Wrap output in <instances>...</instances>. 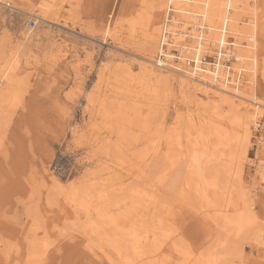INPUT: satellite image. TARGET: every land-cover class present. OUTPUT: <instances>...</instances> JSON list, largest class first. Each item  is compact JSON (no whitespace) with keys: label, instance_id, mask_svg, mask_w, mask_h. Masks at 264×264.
I'll use <instances>...</instances> for the list:
<instances>
[{"label":"rangeland","instance_id":"374dc122","mask_svg":"<svg viewBox=\"0 0 264 264\" xmlns=\"http://www.w3.org/2000/svg\"><path fill=\"white\" fill-rule=\"evenodd\" d=\"M156 1L56 0L47 12H40L37 8L38 0H3L0 4V73L5 70L6 65L11 61L10 66L16 68V84L18 82L17 86H11L10 88L0 80V98L6 94L8 87L12 91L7 93V97L3 96L4 99H0V264H7L3 258L5 255L10 256L11 254L13 256L16 250H25L34 239V235L37 236L38 240L43 239L44 236L47 237L45 239L47 242H44L50 245L46 259L39 260L38 263L34 264H121L116 255L105 245H102V242L90 246L92 244L88 243L78 233L79 229H84L82 224H84L83 220L86 222L87 217L80 219L72 213L73 210H67V208V214H65L64 207L61 206V198L58 197L57 199V196L55 197L52 192V181L56 179L60 183V187L65 189L72 185H79V181L86 170L84 168L85 159L89 158L90 155L86 149L85 140H75L76 134L74 132L86 125H94L95 122V125L101 123L94 127H99L100 132L103 130V136L108 134L104 131H115L113 124H120L121 122L123 124L124 121L112 120V125L108 123L107 130L109 131H107L98 116L101 112L98 111L103 106L104 109L107 108L106 110L109 111L110 117L114 118L116 115V110L113 107L114 100L122 96H124L123 109H121L122 115L131 119L128 124L124 125L125 127L122 126V129H124L123 134L126 132L125 135L127 134L130 140L128 145H125L117 139L115 132L107 135L109 137L108 141L110 140L108 150L112 160L100 164L101 166L95 170V184L89 192L92 202H96L94 204L95 208L105 207L104 209H106V201L98 200L97 197L109 193L107 208L112 214L115 210H113L111 203L117 201L128 202L133 191L143 187L144 181L149 179L154 171L153 169L158 168L160 164L163 165L161 155L166 149L164 138L178 115L184 117L188 106L192 113L199 115L198 119L202 118L201 121L210 119L221 129L227 127L226 125L233 126V131L238 136V142L234 147L236 159L233 164L234 167L238 165L243 170L242 183H244L246 192H248L254 213L255 222L249 232L264 229V175L257 173L260 158H264V147L260 145V139L264 137V108H262L260 114L253 111L246 114L240 111L234 112L222 103H203L198 98L195 102L191 98L185 97L180 94L176 83L179 79L189 76V73L181 65V61L173 59H170L168 63V70L163 71L170 80L174 79L173 81L148 89L147 92L140 91L142 88L138 85H140L141 72L136 69V58L137 54L148 55L147 47L143 46L141 25L145 18L147 19L152 14L153 9L157 10V7H155ZM257 2V14L260 17L258 28L262 30L264 29V0H257ZM166 10L167 4H165L163 13L161 12L160 15L155 13L158 27H161L164 23ZM246 18L242 19L245 24L247 23ZM29 23L33 24L31 29L28 28ZM243 23L240 25L242 28L245 27ZM227 30H229V26H227ZM227 35L234 36L230 31ZM203 39V45L206 46L205 36H203ZM258 41L259 46L257 49L260 50L258 60L261 68L264 60V36L262 38L259 36ZM181 45L186 47L190 45V42L185 41ZM176 47L173 45L170 48L176 49ZM217 49L218 45L214 46L212 50L206 46L205 49L201 50V54L212 56ZM179 50L180 56L185 57V53L181 52L184 48ZM157 55L156 51L151 56L153 60L156 59L155 56ZM119 58L126 62L121 64ZM173 61H176V63H173ZM126 63L128 64L126 65ZM131 64L135 65L130 79L134 83L136 78L135 83L137 86L135 85V87L130 86L133 83L128 80L129 76L125 69ZM152 66L154 67V65ZM261 73L260 69L253 79V83H248L246 76L243 77L244 80L236 88L242 89L245 86L246 88L243 91L250 92L258 101L264 102V78ZM133 77L134 79H132ZM122 84L124 85L122 86ZM132 94L134 96H131ZM158 95L161 97H158ZM105 97L107 101H105ZM18 98L21 101L19 106H17ZM135 100L139 105L131 108L130 106L134 105L133 101L135 102ZM135 110L140 112L138 117H135ZM230 110L236 116H233L234 114L231 112H227ZM244 118L250 120L248 123L250 132L248 131V133L245 131L242 133V128L238 127L239 121L245 120ZM137 119L139 122L136 121ZM160 128H162L160 139L156 138L158 142L160 141L159 144L157 143L159 147L158 155L152 156L151 169L143 170L144 177L142 176L143 167H141V164L136 165V167L132 163L136 158L134 159L131 155L126 154L128 159L125 158L127 161L123 164V166L126 165L125 167H122V169L114 167L113 162L117 161L115 160L117 154L115 155L113 150L114 147L118 148L117 144L120 149L124 150L129 149L131 142H134L135 151H138L141 144L143 147L144 145L147 147L149 143H152L149 141L155 139V133L158 134ZM127 130H129L130 135ZM132 133L134 134L133 137ZM134 136L138 138L136 139ZM114 142L117 144H114ZM80 143H83V145ZM121 145L126 146V148L123 149ZM98 147L96 146L94 150H99L101 146ZM143 147L139 148L143 150H140L139 153L142 152L143 154L145 152L146 149L145 147L143 149ZM153 150L152 147H148L150 154L154 155L155 150ZM243 151L247 152V159L241 162L239 159H241ZM174 153L173 158L180 161L173 168H169V174L157 193L158 199L161 203H170L176 211V215L180 218L179 222L172 223L176 228V232L172 236L174 237L172 242L176 243L177 247L179 244L178 249L180 251L196 254L197 259H204L203 256L206 258L208 251H212L217 246L216 244L220 243L223 235L218 232L217 226L215 227L214 224L206 221L205 216L207 214L204 213L205 210L201 209L205 204L201 207L196 202V213H194L189 210L188 206L184 207L183 204L175 202L172 185H175L177 181L175 179L179 173L178 169H184L188 164V160L184 158L185 156L179 155L178 151ZM114 157L116 158L114 159ZM169 165L170 163L167 167ZM129 169H131L130 173ZM132 169L138 171H135V173ZM125 170L128 172H125ZM230 180H232L231 187L234 191L239 190V186L241 188V185H239L241 182L239 183L240 180L238 181L237 177H231ZM178 181H180V178ZM108 183L112 185V188L109 189ZM236 184L238 185L236 186ZM47 196L51 199L54 198V201L49 205L46 202ZM191 197L193 198V196ZM209 197L215 203L223 204L220 196L217 201L211 193ZM192 203L193 201L189 202L193 205ZM177 205H180L179 208ZM140 211L134 214V220L144 219L143 210ZM147 216L145 218H149ZM35 221L41 226H45L46 230L44 232L42 230L33 231L31 225ZM88 221L91 222L89 219ZM54 222L57 225H53ZM74 225L75 227H73ZM249 232L237 237L230 236L233 243L231 241L228 247H225L229 258H224L220 261V264H264V251H261L260 247L254 244L251 238L252 232ZM159 237H156V243L163 242V238L160 237L159 239ZM168 246L170 244H165L162 258L164 256L170 257L176 253ZM162 258L159 257L158 262L159 260L162 261ZM21 264H25V261H22Z\"/></svg>","mask_w":264,"mask_h":264},{"label":"bare ground","instance_id":"6f19581e","mask_svg":"<svg viewBox=\"0 0 264 264\" xmlns=\"http://www.w3.org/2000/svg\"><path fill=\"white\" fill-rule=\"evenodd\" d=\"M55 1L56 0H38L37 8L40 10V12H47L51 9L52 3H55ZM2 2L3 0H0V4H2ZM168 2L171 3L173 10L175 11V15L173 19L170 21V24L168 26L169 28L168 31L171 35L170 45H175L177 46L176 48H179L181 50L184 48V50H182L181 52L185 53V51H187L189 56L192 55V53L201 55L202 53L201 50L203 48L205 49L206 46L212 50L214 46L216 45L218 46L225 45L227 36L223 35L224 31L222 29L223 28L227 29V26H229V30H227V32L230 31L231 33L234 34L233 37L236 40L235 44L236 46H238V48L236 47L234 49L235 51L234 56L237 57V63L233 65L234 68L232 70V73L229 75V77H226L225 75H223V72L219 66L217 67L216 70L210 71L209 67H204L206 69H203V67L198 64L199 66H195V72H193L190 69L188 70L189 76H186V78L179 79V81H177L176 84L180 91V94L184 95L185 97H188L189 99L191 98L195 102H196V98H198L203 103L204 102H210V103L217 102L216 104L222 103L225 106L230 107V109H232L234 112L240 111V112L249 114L250 111H253V112H256L257 114L258 113L260 114L262 108H264V102L258 101L257 98L250 92L243 91L245 90L244 88H246L245 86L242 89L236 88L235 78H234V75H232L236 71H241L243 74V77L246 76V81L248 83H253V79L257 76L258 71L261 69L262 71L261 74L264 78V60L262 61L263 65L260 68V64L258 60V57L260 56L258 55L260 53V50L257 49V47L259 46L258 44L259 36L261 38L264 36V29L260 30L258 28V23H259L258 21L260 17H258V14H257L258 13L257 0H157L156 6H155L157 7V10L153 9L151 12L152 14L147 19L145 18L144 22H142V25H141L142 26L141 27L142 37H143V42H144L143 46L147 47L148 55L147 54L146 55L137 54V58H136V61H137L136 69L140 70L141 72L140 73L141 80L139 83L140 85H138L139 87L141 86L142 88L140 91L147 92L148 89L162 86L164 83L174 80V79L170 80L169 77L166 75V73H164L165 70H168L169 68L168 63L170 62V59H173L174 57L168 53H166L163 56L164 57L163 61L158 60L157 56H155L156 58L154 59L155 61L151 57L152 55L156 53V51H157V54L160 51V37L162 34V29L164 28L163 25H161V27L157 26L158 21L155 19V16H156L155 13L160 15L162 11L164 12L165 4H167ZM3 5H6V4H3ZM243 18L247 19L246 24L242 22ZM242 23L245 26L243 28L240 27ZM203 36H205L206 46L203 45L204 43ZM185 41L190 42V45L183 47L181 43ZM234 51L232 49L231 53L234 54ZM185 57H186V53H185ZM181 59L184 60L183 58ZM118 60L121 64L123 62H126L122 58H119ZM10 62L8 63V65H6L5 70L2 69L3 71L2 73H0V80H2L5 83V85L10 86L11 88V86H15V85L17 86L18 82L16 84V79H15L16 68L13 66H10L11 65ZM196 62L198 63V60ZM127 64L128 63H126V65ZM152 65H154V67ZM133 66L135 65L131 64V65H128L126 68L124 66V68L126 69L127 75L129 76L128 80L131 79V75H132L131 72L133 71V68H134ZM121 71L123 72V70ZM214 75L218 77L215 78ZM225 78H228L227 82H225L226 81ZM132 79H134V77ZM135 79H134V83L136 81ZM134 83L133 85L130 84V86H133V87H135V85L137 86V84L136 83L134 84ZM123 85L124 84H122V86ZM9 92H12V91H10L8 87L6 94L4 93L5 95L3 96L7 97L8 95L7 93ZM3 96L1 98H3ZM131 96H134V95L132 94ZM159 96L160 95H158V97ZM123 98L124 96L119 97L118 99L116 98V100H114L115 102L114 101H113L114 103L112 102L113 107L116 110L115 111L116 115L114 116V118L110 117L111 115L108 113L109 111L106 110L107 108L104 109L103 106H102V109L98 111V112H101L98 116L100 120L102 121V125L104 126V128H106V130L108 129V126L110 124L112 125L113 123L112 120L114 119L115 121L123 120L124 121L123 124L122 122L120 124H113V126L116 129L115 131L107 130L109 132L104 131V133L109 134V133L115 132L117 139L120 142H123V144L128 145V142L130 139L129 137H127V134L125 135L126 132L123 134L124 129H122V126H124L126 123L128 124V121L131 119L128 117H124L125 115L124 116L122 115L121 109H123ZM105 101H107V98ZM133 104L134 105L130 106L131 108H133V106L135 105L136 107L139 105L136 100L135 102L133 101ZM189 108L190 107L187 106V110L185 114L183 113L184 120L182 116L178 115V118L175 120L173 124H171V127L168 126L169 127L168 133H167V136L164 138L165 142L163 141L166 144L165 146L166 149L162 152V155H161L163 158L161 160V163H163V165L160 164L158 168L155 167V169H153L154 171L152 172L149 179L144 181V185L142 188L135 189V191L132 190L133 194L131 195V198L129 199L128 202L123 203V202L117 201L116 203L115 202L111 203L113 210H115L112 214H111V211H109V209L107 208L108 201H109V199L107 198H108V195H110L109 193L105 196L100 195L97 197L98 200H104V202L106 201L107 203L106 209H104L105 207L104 208L101 207L100 209H98V207L95 208L94 204L96 202H92L93 201L92 197L89 196L90 195L89 192L90 190H92V188L94 187L93 185L95 184L94 183V177L96 175L95 170H97L99 166L102 165V163L108 162L111 159L109 150H108L109 141H110V140L108 141L109 139V137L107 136L108 134H104L106 136H103V133H102L103 130L100 132L99 127H98L99 129L94 127V126L97 127L101 123H98V125H95L96 123L95 122L94 125L93 124L86 125L85 127H81L76 132H74V134H76L75 140H80V141L85 140L86 149L88 150V153L90 155L89 158L85 159L84 168L86 170L84 171L82 178L79 181V185L78 186L72 185L68 187V189H65V188L60 187V183L56 181V179H53L52 181V192L54 193L55 197L57 196V199L58 197L61 198L62 200L61 206L64 207L65 214H67L66 211L68 209L69 210L71 209V211L73 210L72 213L78 216L80 219L87 217L86 222H84L83 220L84 224H82V226H84V229L83 230L79 229L78 233H80L85 238V240H87L88 243L92 244L90 246H93L94 243L97 244V243L102 242L103 243L102 245H105L107 248H109L113 252L114 255H116V258L118 259L119 262H121V264H159V263L167 264V258L169 257L164 256L162 258L164 247L162 248L161 246L162 245L165 246V244L167 245L170 244V246H168L170 247L169 249H172L173 252H177L179 244L177 247L176 243L174 244L172 242L173 241L172 236L176 232L175 225L172 223L179 222L180 218L176 215L177 213L172 208V205L166 202L164 203L159 202L158 195H157L159 188L164 183L165 178L169 174V168H173L180 161L177 158L176 159L173 158V154H175L174 152H177V151L179 155H183L185 156L184 158H187L188 164L184 167V169H178L179 173L177 174V177L175 179L177 181L175 185H172V187L174 188L173 190L174 197L176 199L175 202H178L181 205L183 204L184 207L188 206L189 210H192V212L194 213H196L197 204L198 205L200 204L201 207L205 204L201 209L205 210L204 213L207 214L205 216L206 221L208 223L214 224L215 227L217 226L218 232H220L223 235L222 239H220L221 240L220 243L216 244L217 246L213 248L212 251L211 250L208 251L206 258L205 256H203L204 259L199 258V257H198L199 259H197L196 254H189V253L180 251L178 258L184 261V264H203V263L220 264L221 260H224V258H227L229 256L226 253L227 248L225 247H228L229 242L231 243L232 241L233 243V239H231L230 236L237 237L238 235H242L243 233H246V232L248 233L249 230L251 229V226L255 222L254 213L252 211V204L250 202V198L248 197V192H246L244 183H242L243 170L238 165H237L238 167L237 166L234 167V164H233L236 159V152L234 150V147H235V144L238 142V136L236 135L237 133L235 134V132L233 131V126L226 125L227 127L225 128L222 127L223 129H221L220 127H218V125L213 123L210 119L201 121L202 118L198 119L199 115L197 116V114L192 113L191 109ZM227 112H231V110ZM139 113L140 112L138 110H135V117H138V115H140ZM233 116H236V115L234 114ZM237 119L235 120L237 121ZM136 121H138V119ZM249 121L250 120L248 118L245 120L239 121L238 127L240 129L242 128L241 129L242 133L244 131L248 133ZM128 131L129 130H127V133H129L130 135V132ZM161 132H162V128L159 129L158 134L155 133L156 137H154L155 139L153 138L154 140H156L155 142L154 140L149 139L150 140L149 142H152V143H149V146L147 145V147H145L144 145L146 150H144L145 152L143 154L142 152L139 153V151L141 150L139 148L141 146L143 147L142 144L140 147L139 145L136 144L137 147L139 148H138V151H135L136 146L134 142L133 143L131 142V144L129 145V149L126 148L125 145H124L125 147L121 145L123 149L126 148L124 150L120 149V146L114 142V144H117L118 146V148L114 147V150H113V153L115 155L117 154L116 156L117 159H115L116 157H114V159L117 160L115 161L117 163L113 162L114 167L121 168V169L122 167H125L126 165L123 166V164H125L126 159H128V157L126 158V154H127V155H131L134 159L136 158L135 160L133 159L134 161H132V163H134L135 166L138 164H141V167H143L142 172L143 170L144 171L150 170L151 169L150 161L152 159V156L158 155V151H159L158 144L160 143V141L158 142L156 138L160 139L159 136ZM131 135L133 137L134 134L132 133ZM137 138L138 137H136V139ZM134 141L136 140L134 139ZM83 143L82 144L80 143V144L83 145ZM146 143L148 144V142ZM98 145H100L101 147L99 146L100 147L99 148ZM96 146L99 148V150H94ZM148 147H152L155 150L154 155L152 153H151L152 155L150 154V152L148 151ZM129 152L130 154H128ZM246 153H247L246 151H243L241 153V159H239L241 160V162L242 160L245 161L247 159ZM168 163H170L169 167H167ZM134 169H132L134 172L138 171ZM130 170L131 169L128 170L129 173H130ZM128 171L125 170V172H128ZM120 172L122 171L120 170ZM257 173L259 174L262 173L260 165H259V169H257ZM134 175L133 177H135ZM129 176L131 175L129 174ZM142 176L143 177L145 176L144 172ZM234 176L238 178V181L240 180L239 183L241 182L239 184L241 185V188L239 186V190H238L236 187L237 191H234L231 187L232 180H230V178L231 177L233 178ZM179 178H180V181H178ZM110 183H108L109 189L112 188V185ZM237 185L238 184H236V186ZM103 189H106V188H103ZM103 191L105 192V190ZM210 193L214 197V199H216V201L219 199L218 197L220 196L222 198L220 199L222 200L223 204L222 205L217 204L214 201H212L209 197ZM191 196H193V198ZM51 197H48V196L46 197V202L48 205L54 201V198L51 199ZM190 201H193L192 203L193 205L189 204ZM36 204L38 205V203ZM179 206L177 205L178 208ZM34 208L36 209V207ZM139 210L141 211L143 210L142 214L145 217L148 215L147 217L149 218L144 217V219H142L140 216L141 219H139L138 221H136L137 219L134 220L133 216ZM88 219L91 222H89ZM67 222H70V221L67 220ZM53 225H57L56 222H54ZM31 226H32L33 231L35 232L38 230H42V232H44L46 230V227L41 226V224H38L37 221L32 222ZM73 227H75V225ZM51 228H52V225H51ZM35 232L33 233L35 234ZM250 232H252L251 238L254 244L260 247L261 251H264V229L251 230ZM158 236L163 238L162 243L155 242L156 237ZM33 238L34 239L28 244V247L25 250H22V251L16 250L13 256L9 253L10 256L5 255V257H3L5 261L4 260L3 261L6 262L7 264H21L22 261L23 262L25 261V264H34V263H38L39 260H45L47 251L49 252V249H50L49 248L50 245H47L46 243L47 241L45 240L47 239V237L44 236L43 239L38 240L37 236L34 235ZM159 257H161L163 260L162 261L159 260L158 262Z\"/></svg>","mask_w":264,"mask_h":264},{"label":"built area","instance_id":"2783aa9c","mask_svg":"<svg viewBox=\"0 0 264 264\" xmlns=\"http://www.w3.org/2000/svg\"><path fill=\"white\" fill-rule=\"evenodd\" d=\"M174 15H175V11L173 10L171 3L168 2L167 10L165 13V20L163 24L164 28L162 29V34L160 37V51L157 55V59L163 61V58H164L163 56L166 53H168L174 57L173 60H176L179 62L182 61L181 65L185 67L187 70L191 69L193 72H195V66L201 65L203 69H206L204 67L208 66L210 68V71H214L219 66L223 72V75H225L226 77H229V75L232 73V70L234 68L233 65L237 63V57L234 56L235 55L234 49L237 47L235 44L236 42L235 38L228 36L227 29L223 28L222 29L224 31L223 35H226L228 38L225 41V45L218 46V49L215 51V53L212 56H207V55H202V54L198 55V54H193V53L192 55L189 56L186 51L185 52L186 57H184L183 55L182 57H180L179 48H176V49L170 48L173 45H170L171 35L168 31L169 29L168 26L170 24V21L173 19ZM32 27H33V24L29 23L28 28L31 29ZM232 48H233L234 54L231 53ZM181 58H183L184 60H182ZM197 60H198V63L196 62ZM176 61H173V63H176ZM232 75H234V78H235V87L240 85V83H242V81L244 80L243 74L241 71H236ZM214 76L215 78L218 77L216 75ZM227 79L228 78H225L226 80L225 82H227Z\"/></svg>","mask_w":264,"mask_h":264},{"label":"snow or ice","instance_id":"6c2138e0","mask_svg":"<svg viewBox=\"0 0 264 264\" xmlns=\"http://www.w3.org/2000/svg\"><path fill=\"white\" fill-rule=\"evenodd\" d=\"M20 103H21V101L18 98L17 99V106H19ZM260 145L262 147H264V137H262L260 139ZM260 167H261V170H262L261 174L264 175V158H260ZM161 247L163 248L164 246L162 245ZM179 254H180V250L178 249L177 252L174 255H172L169 258H167V264H184V261H182L181 259L178 258Z\"/></svg>","mask_w":264,"mask_h":264}]
</instances>
